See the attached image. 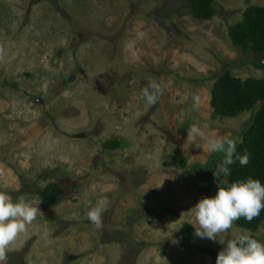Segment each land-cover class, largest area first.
<instances>
[{
    "label": "rangeland",
    "instance_id": "rangeland-1",
    "mask_svg": "<svg viewBox=\"0 0 264 264\" xmlns=\"http://www.w3.org/2000/svg\"><path fill=\"white\" fill-rule=\"evenodd\" d=\"M256 6L214 0L202 19L190 0H0V190L41 210L4 264H216L235 235L264 240V222L201 239L191 212L212 197L196 168L225 159L208 140L238 148L256 110L212 105L223 70L264 78V56L257 65L230 36ZM150 83L164 86L156 105L142 95ZM192 125L206 138L188 141ZM102 197L97 230L87 212Z\"/></svg>",
    "mask_w": 264,
    "mask_h": 264
},
{
    "label": "clouds",
    "instance_id": "clouds-1",
    "mask_svg": "<svg viewBox=\"0 0 264 264\" xmlns=\"http://www.w3.org/2000/svg\"><path fill=\"white\" fill-rule=\"evenodd\" d=\"M163 90L161 83H150L143 89L142 95L148 105H156ZM199 105V97H194V107L198 109ZM196 137L205 139V132L197 125H192L188 128V141L194 143ZM238 142L239 138L208 140L209 152L225 154L223 163L213 172L218 182L221 176H231L229 166L237 160L241 166L248 165L250 156L237 153ZM195 145L203 148V145ZM223 185L219 186L218 183V191L214 196L202 198L191 209L196 221L192 224L196 229L195 235L201 239L215 242L220 234L233 228L235 221L243 217L251 222L264 210V183L260 180L248 178L230 182L224 179ZM109 204V199L102 197L87 212L88 220L97 230L103 228V214ZM39 211L40 208L32 206L23 196L13 199L7 191L0 190V264H4L10 246L37 219ZM216 264H264V240L246 232L235 235L219 252Z\"/></svg>",
    "mask_w": 264,
    "mask_h": 264
},
{
    "label": "trees",
    "instance_id": "trees-1",
    "mask_svg": "<svg viewBox=\"0 0 264 264\" xmlns=\"http://www.w3.org/2000/svg\"><path fill=\"white\" fill-rule=\"evenodd\" d=\"M193 14L202 19H210L215 15L214 0H190ZM231 40L240 50L242 56L257 61L258 56H264V7H251L246 13L243 22L231 29ZM212 105L214 114L222 116H236L247 109H256L250 126L242 143L237 148L239 155L248 154L250 161L247 166H241L237 160L230 167L231 176L220 177V181L214 176L220 163L209 164L196 168L195 176L201 181L211 182V194L214 196L223 180L230 182L258 179L264 183V78L242 81L235 77L230 70L225 69L217 75L213 90ZM184 163V157L180 154ZM57 185H48L43 197L48 203L55 204L59 201ZM242 227L257 229L264 222V210L260 215L248 222L243 217L235 221ZM184 233L192 237V226L185 225Z\"/></svg>",
    "mask_w": 264,
    "mask_h": 264
}]
</instances>
